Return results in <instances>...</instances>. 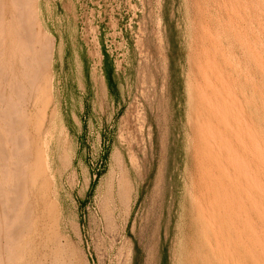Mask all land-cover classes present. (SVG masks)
Masks as SVG:
<instances>
[{
  "label": "rangeland",
  "instance_id": "374dc122",
  "mask_svg": "<svg viewBox=\"0 0 264 264\" xmlns=\"http://www.w3.org/2000/svg\"><path fill=\"white\" fill-rule=\"evenodd\" d=\"M39 7L53 96L16 264H264V0Z\"/></svg>",
  "mask_w": 264,
  "mask_h": 264
},
{
  "label": "bare ground",
  "instance_id": "6f19581e",
  "mask_svg": "<svg viewBox=\"0 0 264 264\" xmlns=\"http://www.w3.org/2000/svg\"><path fill=\"white\" fill-rule=\"evenodd\" d=\"M47 32L41 24L39 0H0V264L26 258L20 237L34 226L27 184L30 179L35 186L43 161L38 146L34 155L29 127L41 132L53 96L50 66L55 43ZM64 252L61 246L59 255Z\"/></svg>",
  "mask_w": 264,
  "mask_h": 264
},
{
  "label": "trees",
  "instance_id": "16d2710c",
  "mask_svg": "<svg viewBox=\"0 0 264 264\" xmlns=\"http://www.w3.org/2000/svg\"><path fill=\"white\" fill-rule=\"evenodd\" d=\"M107 78H108V82H109V84H110V86L112 85V75H111V73L109 72V71H107Z\"/></svg>",
  "mask_w": 264,
  "mask_h": 264
}]
</instances>
